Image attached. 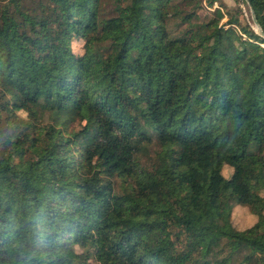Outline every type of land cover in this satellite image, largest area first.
Instances as JSON below:
<instances>
[{"label":"trees","instance_id":"1","mask_svg":"<svg viewBox=\"0 0 264 264\" xmlns=\"http://www.w3.org/2000/svg\"><path fill=\"white\" fill-rule=\"evenodd\" d=\"M214 1L0 0V264H264V36Z\"/></svg>","mask_w":264,"mask_h":264},{"label":"rangeland","instance_id":"2","mask_svg":"<svg viewBox=\"0 0 264 264\" xmlns=\"http://www.w3.org/2000/svg\"><path fill=\"white\" fill-rule=\"evenodd\" d=\"M220 1L224 4V7L222 6L219 7L221 11L224 12L225 9L229 11L233 9L234 7H236V5H238L242 11V16H243V18H240L239 21L253 24L251 20V16H250L249 7L247 8L245 5L241 3H236L234 0H220ZM202 4L205 6L204 1L202 2ZM218 6H219L218 1L215 0L210 7H205V10L210 12L213 7H218ZM199 12L203 14L204 10H200ZM224 19H225V16L223 15L220 18L219 22L223 21ZM72 48L74 51H80V42L73 41ZM37 153H38V148L36 146L26 143L24 144L23 147L12 152L11 162L15 166H20L24 164L27 160L35 157ZM228 169L229 168H226V167L223 168V173L225 175L228 173ZM263 213H264V210H263ZM254 220H255V215L252 214L248 210L247 206L240 205V204H234L232 206L231 213H230V221L234 228L242 229L250 225Z\"/></svg>","mask_w":264,"mask_h":264},{"label":"water","instance_id":"3","mask_svg":"<svg viewBox=\"0 0 264 264\" xmlns=\"http://www.w3.org/2000/svg\"><path fill=\"white\" fill-rule=\"evenodd\" d=\"M249 11H250L251 20H252V22H253V24H254V26H255V27H254L255 30H256L258 33H260L261 35L264 36V32L261 30L260 26L258 25V23H257L256 20H255V17H254V14H253V11H252L251 7H249Z\"/></svg>","mask_w":264,"mask_h":264}]
</instances>
